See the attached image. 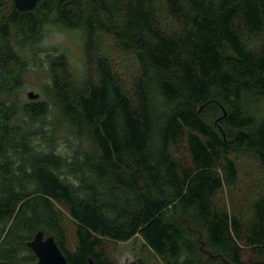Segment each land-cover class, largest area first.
<instances>
[{"label": "trees", "instance_id": "1", "mask_svg": "<svg viewBox=\"0 0 264 264\" xmlns=\"http://www.w3.org/2000/svg\"><path fill=\"white\" fill-rule=\"evenodd\" d=\"M47 27L80 32L81 72ZM40 231L69 264L135 238L264 264V0H0V264L36 263Z\"/></svg>", "mask_w": 264, "mask_h": 264}, {"label": "rangeland", "instance_id": "2", "mask_svg": "<svg viewBox=\"0 0 264 264\" xmlns=\"http://www.w3.org/2000/svg\"><path fill=\"white\" fill-rule=\"evenodd\" d=\"M42 46L50 48V51L54 48L64 51L68 54V59L70 61L71 68L76 72H81L84 69L85 60L84 56V43L80 32H75L71 30H62L55 27H47L45 36L41 43ZM111 48H108L110 52ZM116 61L120 64L122 62L121 70L125 72L123 63L124 60L121 56L114 52ZM42 76H44L42 74ZM42 78L40 74L28 75L25 78L26 87L24 90V97L27 98L29 92H34L40 96L44 94ZM244 164V163H243ZM248 164V163H247ZM247 164H244L245 166ZM255 167L253 164L249 166L247 176L252 172ZM244 175V173H243ZM247 176H244V183H248ZM243 183V184H244ZM71 225V224H70ZM73 230L71 229V235ZM144 242L140 238L132 239L128 242H122L113 247V253L118 264H126L132 262L138 258H145L149 264H162V261L155 258L154 256L143 249Z\"/></svg>", "mask_w": 264, "mask_h": 264}, {"label": "water", "instance_id": "3", "mask_svg": "<svg viewBox=\"0 0 264 264\" xmlns=\"http://www.w3.org/2000/svg\"><path fill=\"white\" fill-rule=\"evenodd\" d=\"M66 1V0H62ZM20 11H31L39 3V0H14ZM30 99H38L39 94L29 92ZM28 247L35 253L38 261L34 264H69L54 236H45L43 231L38 232L34 239L28 243ZM28 264V263H23ZM89 264H95L91 259Z\"/></svg>", "mask_w": 264, "mask_h": 264}]
</instances>
